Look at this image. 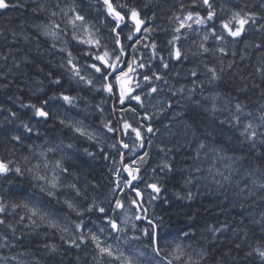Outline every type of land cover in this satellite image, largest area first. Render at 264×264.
Masks as SVG:
<instances>
[{
    "label": "clouds",
    "instance_id": "1",
    "mask_svg": "<svg viewBox=\"0 0 264 264\" xmlns=\"http://www.w3.org/2000/svg\"><path fill=\"white\" fill-rule=\"evenodd\" d=\"M0 164V264H264V0H2Z\"/></svg>",
    "mask_w": 264,
    "mask_h": 264
},
{
    "label": "snow or ice",
    "instance_id": "2",
    "mask_svg": "<svg viewBox=\"0 0 264 264\" xmlns=\"http://www.w3.org/2000/svg\"><path fill=\"white\" fill-rule=\"evenodd\" d=\"M0 3H2V0H0ZM133 19H135V14H133ZM139 23H140V22L137 21V24H139ZM238 34H239L238 32L233 33V35H238ZM177 55H179V53H177ZM66 99H67V97H66ZM137 99H138V98H137ZM40 114H41V115H45V113H43V112H41ZM150 130H151V129H149V131H150ZM2 170H4V165H3V164H0V171H2ZM126 171H128L129 176H131V174H132V170H131L130 166L126 167ZM151 187L154 188V189H156V190L158 191V189L156 188L155 185H151ZM137 195H140V193H139L138 190H137ZM113 227H116L115 223L113 224Z\"/></svg>",
    "mask_w": 264,
    "mask_h": 264
}]
</instances>
